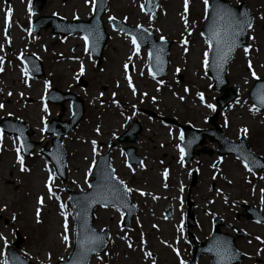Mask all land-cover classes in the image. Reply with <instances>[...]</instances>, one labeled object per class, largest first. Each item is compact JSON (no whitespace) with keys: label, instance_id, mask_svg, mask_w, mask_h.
<instances>
[{"label":"rangeland","instance_id":"1","mask_svg":"<svg viewBox=\"0 0 264 264\" xmlns=\"http://www.w3.org/2000/svg\"><path fill=\"white\" fill-rule=\"evenodd\" d=\"M91 1L47 0L43 9L33 17L54 13L71 19L73 13H78L85 18L91 14ZM228 1L236 4V0ZM243 1L254 11L256 23L247 41L248 52L238 51L228 68L229 85L236 90L237 98L219 111L217 122L231 139H237L241 134L249 135L252 150L264 157V110L255 108L248 98L254 79L264 78V0ZM29 2L0 0V26L3 9L8 4L15 8L14 20L26 22L31 18ZM142 3L143 0H107L103 23L108 40L99 65H95V58L91 54L82 50L83 43L79 35H75L76 44L71 46L68 43L70 37L60 43L56 37L42 31L34 39L39 42L36 51L46 58L44 74L38 81L24 85L22 80L14 78L12 82L16 67L13 58L6 63L3 71L0 70V105L3 106L0 107V116L10 115L28 123L33 131L31 140L38 143L34 153L25 158L19 156V145L14 136L2 134L3 138H0V209H3L0 211V264L5 263V247L14 240L15 231L24 237L20 252L32 264L54 263L66 258L72 236L65 244L57 213L66 204L73 227L67 191L87 188L90 167L96 155L103 153L110 142L116 141L115 135L130 125L133 117L142 124V131L134 145L143 163L138 169L129 168L125 164V155L119 149L123 144L116 143L112 149V165L116 176L124 181L138 208L130 228L121 226L122 216L117 210H95V227L98 230L107 229L111 238L106 250L95 255L91 264H176L173 248L161 242L172 243L174 237L177 244L172 245H177L183 258H190L191 247L183 229L186 199H190L194 206L197 225L193 233L197 240L203 241L210 234L211 218L218 215L250 235L249 238L236 240L238 248L247 255L242 264H264V225L246 220L241 208L242 204H249L264 211V171L249 173L234 156L218 158L215 151L208 155L211 149L217 147L216 143L208 141L202 147L207 153H200L185 166L178 159V150L173 147V143L179 139L178 129L160 121V116H164L183 124L209 127L207 120L214 113V99L220 93L212 90V80L207 75V58L202 54L207 52L206 43L200 44L203 47L200 52L192 45L187 46L188 43L198 44L201 41L199 37L202 35L200 28L205 13V0H188L187 10L185 0H176V3L173 0H157V11L153 17L141 9ZM110 17L131 26L141 25L156 38L164 37L171 41L169 68L164 77L153 80L148 74L145 48L139 49L141 58L137 57L140 63L138 69H131L129 65L125 70L122 64L134 51L132 41L121 31L111 28L108 24ZM173 21L178 25L174 26ZM14 27L23 42L13 46L12 54L24 49L28 38L21 25ZM43 47L46 49L43 50ZM72 55L84 58L81 62L85 65L84 70L78 71L76 63L74 68L68 69L64 64L65 70L58 74L57 66L61 65V58ZM77 73L87 83L85 86L74 83L73 77ZM49 74L56 75L50 77L56 88L70 87L73 93L83 99L85 106L80 123L62 138L68 152L65 182L55 176L51 164L39 154L42 147L50 146L51 140V136L42 130L45 117H56V112L60 113L59 106L45 107L40 102ZM57 75L61 77V82ZM128 78L136 85L135 94L127 90ZM32 85L34 89L31 91ZM207 104H212L213 109H209ZM64 106L62 120H67L70 116L67 102ZM137 107L150 110L156 116L141 111L137 114ZM174 146L177 147L178 143L175 142ZM21 161L26 171L21 170ZM42 167L48 169L46 176ZM194 168L198 170V182L189 190L191 170ZM165 170L166 177L159 176V172ZM36 175L39 177H34ZM165 185L169 186L166 190ZM50 186L53 193L48 190ZM147 192L156 198H149ZM168 206H172L173 211L170 219L164 217ZM38 208L42 210L40 213ZM237 214L238 219L235 216ZM228 232L233 234L230 230ZM150 255H154V258L151 259ZM198 264H210V257H200Z\"/></svg>","mask_w":264,"mask_h":264},{"label":"water","instance_id":"2","mask_svg":"<svg viewBox=\"0 0 264 264\" xmlns=\"http://www.w3.org/2000/svg\"><path fill=\"white\" fill-rule=\"evenodd\" d=\"M41 5H42V1L39 2L35 1V10H39L41 8ZM154 9L155 8L151 9V11L153 12ZM241 9H245V8L244 7L232 8L224 0H211V4L208 6L207 15L205 18V26L202 29V31L207 35V37L209 38L212 44V49L209 59V73L210 76L215 80L214 88L216 90H219L221 87L227 84L225 78L227 63L232 59L234 54L233 53L234 49L238 45L243 44L244 42L247 26H244L243 31L240 32L239 28L237 27V22L243 20L246 22L248 21V23H250V21L252 20V14L249 13L247 16L242 12H239ZM103 10H104V0H99L94 15V22L97 24L98 27H100V22L98 21V18L103 13ZM73 29L80 30L84 35H86L90 39V34H89L90 29L88 26H82ZM73 29H69L67 32H63L62 34H67L68 32L73 31ZM134 35L140 44H144V40L142 39V35L140 33L135 32ZM105 39H106L105 35H103L100 39V45L97 51L98 56H100V51L102 49ZM218 40L220 41L219 45H218ZM152 43H154V41L151 42L150 49H152L151 48V46H153ZM168 45L169 43H166V45L162 48V61L164 65H166L167 62L166 59H167ZM163 71L164 70L156 71V73L159 74L162 73ZM262 83H264V81L263 82L257 81L256 85L252 89L250 94L253 99H255L254 93L257 85ZM67 97L74 102V112H75L74 116L71 118L69 122L64 123L65 131L62 132L60 131V129L55 130L54 128L48 130L50 133H54L55 137L52 139L53 145L51 150L46 152V154H48L51 157V159L55 162L59 174H64L65 163H66V151L64 150L63 145L60 142V136L66 134L69 130L74 128L78 120L81 118V114L83 111L81 101H76L75 96L72 95H67ZM234 97H235L234 91L229 88L225 90V95L219 98L218 102L220 106H224L226 103L234 99ZM214 120L215 117H212L211 119L212 124H214ZM2 126L6 128L5 125L2 124ZM218 130H219L218 127H216V130H205V131L192 130L187 127H183L184 139L186 141H188V139L193 138V136L194 137L197 136L189 145V147H191L189 149V152H186L187 160H189L192 156V147H194L196 144L201 143L203 140V135L207 134L211 140H217L219 142L220 149L218 152L220 154L227 151L235 152L236 154H241V156L244 158V160L252 169L264 168V161L260 157L255 156L252 153L249 156L244 155V153H247L249 151L248 144L246 143L245 140H242L240 144H236L235 142L229 141L225 137H223L222 133H220ZM139 131H140V127L136 125L134 129L128 131L126 134L121 136L120 139L125 138L126 140L134 142L136 140L135 135ZM20 138L23 143H26L28 139V135L24 132H21ZM33 145L34 143H32L29 148H24V152L28 154L29 151L32 150ZM182 146H185L184 141L182 143ZM127 151L131 155H133L134 153V149L131 147L128 148ZM54 153L57 154L58 156L57 162L54 159ZM137 161H138V157H137ZM95 175H96V180L92 183V186L94 190H99L100 193L105 191L103 190V187L107 181L114 182V184L121 186V184L117 180H115L114 177L111 175L108 155H106L103 158L102 162L97 167ZM106 177L108 179H105ZM124 195L126 196V191H124ZM81 196L82 198H80V200H78L77 202L83 209L85 220H88L91 209L96 204V202L93 201L90 193H83L79 197ZM260 217L261 219H264L263 215H261ZM82 235L83 234L81 233V236ZM89 236L92 238L94 237V234L88 232V237Z\"/></svg>","mask_w":264,"mask_h":264},{"label":"snow or ice","instance_id":"3","mask_svg":"<svg viewBox=\"0 0 264 264\" xmlns=\"http://www.w3.org/2000/svg\"><path fill=\"white\" fill-rule=\"evenodd\" d=\"M187 4H188V0H185V10H187ZM205 4H207V0H205ZM11 12H12V10L9 8V9L7 10V15H6V20H5V23H6V24L8 23V17L11 16ZM229 15H230V14H229ZM241 15H243V14H241ZM109 19L112 20V19H114V18H113V17H110ZM245 25H246L248 28H251V27H252L251 23H248V22H246V21L241 20V21H238V22H237V27L239 28L240 32L243 31V28H244ZM137 27H139V26H137ZM214 38H215V36H214ZM161 39L163 40L164 37H161ZM219 43H220V41L218 40V45H219ZM132 44L134 45V47H135L136 49H139V45H138L137 42H136V38H133V40H132ZM244 51H245V53H247V52H248V49L245 48ZM205 56L207 57V53H205ZM130 59H131V57H129V60H130ZM0 62H2V58H0ZM205 63H207V61H205ZM124 67H125V70H127L128 65L125 64ZM249 67H251V65H249ZM81 71H83V69H81ZM24 72H25V75H27V69H25ZM253 76H255V73H253ZM126 78H127V77H126ZM128 79H129V87L132 88L133 94H135L136 89L133 87L130 78H128ZM46 87H47V85H46ZM185 91H187V89H185ZM153 99H155V98H153ZM181 99H182V97H181ZM201 100L203 101V96H202V95H201ZM206 106H207L209 109H213V105H212V104H207ZM0 107H3V106L0 105ZM242 131H243V130H242ZM181 138H183V137H181ZM93 144H95V141H93ZM177 147H179V145H178ZM17 151H19V149H17ZM180 153H181V162H182V161H183V155H184V149H183V148H180ZM17 159L20 160V157L18 156ZM246 167H247V166H246ZM21 170H22V171H26V170H27V169H25V168L23 167V163H22V161H21ZM166 175H167V170H165V176H166ZM51 179H52V176H51V174H50V175H49V181H51ZM105 179H108V178L106 177ZM49 191L51 192V188H49ZM125 191H128V189H125ZM40 202H42V200H41ZM2 210H3V209H0V211H2ZM67 231H68L67 224H65V234L63 235V241L65 242V244H67V242H68V240H69V236L66 234ZM257 239H259V238H257ZM99 241H100V238H99V237H92V238L90 239L89 243H90L91 245H93V246H98ZM129 247H131V245H129ZM92 250H93V248L90 247V248H88L86 251H92ZM173 251H175V249H173ZM181 264H184V261H181Z\"/></svg>","mask_w":264,"mask_h":264},{"label":"bare ground","instance_id":"4","mask_svg":"<svg viewBox=\"0 0 264 264\" xmlns=\"http://www.w3.org/2000/svg\"><path fill=\"white\" fill-rule=\"evenodd\" d=\"M173 3H176V0H173ZM173 8H174V7H173ZM73 17L76 18V19H78V18H82V17H84V15H83V14H78V13H76V14L73 15ZM176 23H177L176 21H173V25H174V26L178 25V24H176ZM68 43H69V45H71V46L75 45V44H76V38H75V37H71V38H69ZM193 54H194V53H193ZM137 57L140 58L141 55H137ZM126 61H127V58H126ZM64 64H65L64 67H67V65H66L67 63L64 62L63 64H61V65L58 66L59 68H57V70L64 69V67H63ZM19 75H20L19 73L16 74V76H19ZM33 89H34V87H33ZM31 91H32V90H31ZM169 155H171V153H169ZM34 177H37V178H38L39 175H36V176H34ZM34 177H32V179H33V180H36ZM167 187H169V186H167ZM149 197H150V198H153L154 195L151 194V195H149Z\"/></svg>","mask_w":264,"mask_h":264}]
</instances>
